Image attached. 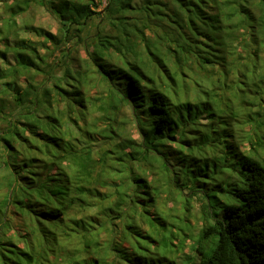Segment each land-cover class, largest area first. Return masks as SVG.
Masks as SVG:
<instances>
[{
  "label": "trees",
  "instance_id": "obj_1",
  "mask_svg": "<svg viewBox=\"0 0 264 264\" xmlns=\"http://www.w3.org/2000/svg\"><path fill=\"white\" fill-rule=\"evenodd\" d=\"M101 4L0 0L1 262L264 264V0Z\"/></svg>",
  "mask_w": 264,
  "mask_h": 264
},
{
  "label": "rangeland",
  "instance_id": "obj_2",
  "mask_svg": "<svg viewBox=\"0 0 264 264\" xmlns=\"http://www.w3.org/2000/svg\"><path fill=\"white\" fill-rule=\"evenodd\" d=\"M137 2L139 0H136ZM106 5V0H102V4L100 5L99 9L103 8L104 6ZM37 21V24H40L42 26H44L45 28L53 31V32H56L57 29H58V23L57 21L48 13H45L42 9H40L38 11V19L36 20ZM41 52H44L43 49H41ZM125 117L127 118L126 120L128 121V123L126 124V130L131 133V135L135 136V137H138V133L135 129V123H134V120H133V114H132V108L131 106H126L125 107ZM187 196H189V193H185ZM192 205H193V208H192V212L195 213V214H199L200 211H201V199H199V197H194V199L192 200ZM14 229V228H13ZM13 229H11V231H7V236L13 234ZM16 229H17V226H16ZM4 231L6 230H2L0 232L4 233ZM1 233H0V237H1ZM12 236V235H11ZM182 238L181 236H177L174 240H173V245L170 246L171 248H173V250H178L180 251V246H182V241L181 239ZM3 241H4V238L2 237ZM157 240H159L160 242V238L159 237H156ZM13 241H15L18 245H22L23 243L20 242V240H18V237H14L13 238ZM185 243V247L182 251L179 252V258L177 259V264H191V261L187 260V257L191 256V258H196V253L194 250L191 249V243H192V239H187ZM161 244V243H160ZM0 248H1V245H0ZM154 249V248H153ZM155 250V249H154ZM130 249H129V254H130ZM126 252V255H128V250L125 251ZM132 257H130L129 259H134V262L136 264H145L143 262V260H138V257H135V254H131ZM167 256V255H166ZM171 260V259H169ZM0 264H3L0 260ZM120 264H132V263H128V262H125L123 261L122 263ZM148 264H171L170 261H168L167 259H163L162 257H157L154 261H151L150 263Z\"/></svg>",
  "mask_w": 264,
  "mask_h": 264
}]
</instances>
